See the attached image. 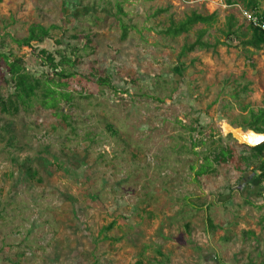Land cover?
Listing matches in <instances>:
<instances>
[{
  "label": "rangeland",
  "instance_id": "obj_1",
  "mask_svg": "<svg viewBox=\"0 0 264 264\" xmlns=\"http://www.w3.org/2000/svg\"><path fill=\"white\" fill-rule=\"evenodd\" d=\"M244 9L245 0L0 2V98L19 106L0 111V264L261 260L254 145L222 128L248 131L264 109V47L241 43ZM193 12L212 19L161 32ZM37 24L48 36L18 45ZM200 29L214 45L183 52ZM5 57L39 81L24 103ZM222 147L230 155L215 160Z\"/></svg>",
  "mask_w": 264,
  "mask_h": 264
},
{
  "label": "trees",
  "instance_id": "obj_2",
  "mask_svg": "<svg viewBox=\"0 0 264 264\" xmlns=\"http://www.w3.org/2000/svg\"><path fill=\"white\" fill-rule=\"evenodd\" d=\"M2 0H0L1 2ZM245 5L250 9H258V1L257 0H245ZM261 16L264 20V8L262 9ZM212 19L210 15H201L199 13L193 12L190 15L186 16L183 20L179 21L176 24H172L162 30L161 32L170 36H178L182 33L188 32L193 25L197 23H208ZM233 21L232 17L229 18L227 22V29L224 32L226 36H230L234 34ZM123 32L122 38L126 36V28L122 24ZM250 28V36L247 39L241 41L243 45L250 46L255 49H260L264 47V31L260 30L257 27H253L249 24ZM48 27H44L40 24L30 25L28 28V33L22 38L16 39V43L22 46H32V41H42V39L48 36ZM204 33V29H200L198 32V36L194 42L185 45L183 47V52L192 51L194 48H210L214 44H211L207 41L202 40V35ZM41 52H45V50H41ZM47 60L52 62L53 59L47 55ZM8 65V72L11 75V80L14 83V91L13 93L16 96L17 101L19 103H24L26 99L30 98V96L34 95V91L39 87V81L36 79L30 80L29 75L26 71L23 70V67L18 63L17 60L8 61L7 57H5ZM59 74V73H58ZM19 109V106L12 99H7L4 101L0 98V111L1 112H14ZM249 129L264 134V109H261L258 114L253 116V121L249 125ZM251 150L255 151V161H258V164L255 165V169L259 170V177L264 179V140L260 143L249 147ZM230 155V151L227 148H221L219 152L215 155L214 159L217 160L219 158L226 160ZM207 160V158H205ZM247 160V158H243ZM208 162V161H207ZM201 163L195 171V175L198 176L202 173H206L209 171L210 163ZM247 164V163H246ZM245 201L247 203L253 204L252 200L246 198ZM208 225L211 226V220L207 217ZM262 222L264 226V215L262 216ZM247 264H264V252L261 255V260L258 263H254L252 261Z\"/></svg>",
  "mask_w": 264,
  "mask_h": 264
},
{
  "label": "bare ground",
  "instance_id": "obj_3",
  "mask_svg": "<svg viewBox=\"0 0 264 264\" xmlns=\"http://www.w3.org/2000/svg\"><path fill=\"white\" fill-rule=\"evenodd\" d=\"M224 132H231L232 135L240 142L247 143L249 145H255L259 143L264 136L262 134L254 133L250 130L242 131L239 129H233L230 126L223 124L222 126Z\"/></svg>",
  "mask_w": 264,
  "mask_h": 264
},
{
  "label": "built area",
  "instance_id": "obj_4",
  "mask_svg": "<svg viewBox=\"0 0 264 264\" xmlns=\"http://www.w3.org/2000/svg\"><path fill=\"white\" fill-rule=\"evenodd\" d=\"M242 13L250 25L264 31V20L260 11H257V9H244Z\"/></svg>",
  "mask_w": 264,
  "mask_h": 264
},
{
  "label": "water",
  "instance_id": "obj_5",
  "mask_svg": "<svg viewBox=\"0 0 264 264\" xmlns=\"http://www.w3.org/2000/svg\"><path fill=\"white\" fill-rule=\"evenodd\" d=\"M250 131H252V132H254V133H257V132H255V131H253V130H251V129H249ZM257 134H262V133H257ZM263 136H264V134H263ZM264 140V138L261 140V141H263ZM260 141V142H261Z\"/></svg>",
  "mask_w": 264,
  "mask_h": 264
}]
</instances>
